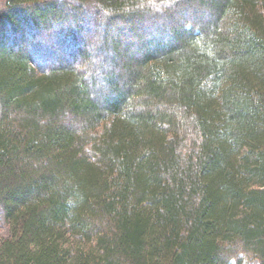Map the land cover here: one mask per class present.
Here are the masks:
<instances>
[{
  "label": "trees",
  "instance_id": "obj_1",
  "mask_svg": "<svg viewBox=\"0 0 264 264\" xmlns=\"http://www.w3.org/2000/svg\"><path fill=\"white\" fill-rule=\"evenodd\" d=\"M4 227L0 264H264V0H0Z\"/></svg>",
  "mask_w": 264,
  "mask_h": 264
},
{
  "label": "rangeland",
  "instance_id": "obj_2",
  "mask_svg": "<svg viewBox=\"0 0 264 264\" xmlns=\"http://www.w3.org/2000/svg\"><path fill=\"white\" fill-rule=\"evenodd\" d=\"M139 26V29H136L135 30V34H137V35H139V34H141V35H143V30H141L140 28H141V26L140 25H138ZM140 32V33H139ZM91 36H92V44H93V46L95 47V48H97V46H98V44L100 45L101 44V35L99 34V33H92L91 34ZM90 36V37H91ZM108 40H110V39H112V38H107ZM108 55V54H107ZM110 55V54H109ZM101 57L102 58H104V59H102V58H99L100 59V61H102L103 60V62L105 61V57L103 56V55H101ZM103 62H101V65H103V66H105L104 65V63ZM107 62H105V64H106ZM108 65V64H107ZM106 67H108V66H106ZM9 234H10V232H9V229L7 228V227H4V228H2V229H0V239H3V238H6V237H8L9 236ZM244 264H257L256 262H254V261H245V263Z\"/></svg>",
  "mask_w": 264,
  "mask_h": 264
}]
</instances>
